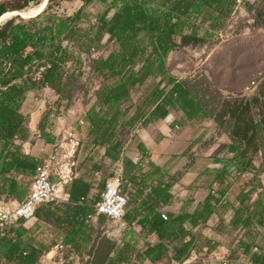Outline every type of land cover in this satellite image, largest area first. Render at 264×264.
<instances>
[{
  "label": "trees",
  "instance_id": "obj_1",
  "mask_svg": "<svg viewBox=\"0 0 264 264\" xmlns=\"http://www.w3.org/2000/svg\"><path fill=\"white\" fill-rule=\"evenodd\" d=\"M11 1L0 0V18L10 9ZM94 1L86 0L77 13L69 15L57 10L66 0H51L49 13L41 21L13 24L40 20L43 16L0 25V83L8 86L0 96V198L4 194L19 199L25 197L32 185L31 177L43 163L24 150L31 135V116L23 112L29 93L36 91L43 96L55 93L62 103L76 100L75 95L85 82V72L75 68L74 63L84 61L89 63L95 79L101 84L86 112L89 134L78 146L80 151L77 153H83L84 157L75 165L78 169L74 170L68 186L69 200L42 203L36 210V216L53 227L56 240L71 245L79 256L86 253L93 256L94 264H130L134 261L135 232L124 233L121 244L116 243L101 230L109 219L103 215L91 219L88 214L95 212V208L79 203L93 188L98 191L93 202L101 198L100 192L112 175L108 166L103 164L99 181L89 180L86 174L78 175L77 170L100 147L106 148L105 155L111 163L119 160L122 145H130L128 140L134 125L138 121L141 124L147 122L143 116L150 107H154L152 114L159 118L165 117L169 108L177 106L184 111L186 121L212 120L220 129L217 137L229 136L232 141L229 152L234 157L221 170L218 181L230 178L228 172L233 169L243 174L253 173L247 182L249 189H241L236 204L231 206L233 230L241 226L245 229V237L253 230L262 233L264 76L258 79L257 86L249 94L225 95L206 75L192 79L171 76L168 59L176 50L192 45L205 46L214 33L227 27L240 1L245 2L248 11H255L264 27V0L254 3L246 0H113V17L108 20L103 15L99 23L93 24L91 13L85 9ZM192 20L208 24L203 36L185 33ZM49 63L52 67L39 75L41 67ZM27 66H30L28 72ZM146 82L153 86L140 95L143 99L138 104L133 95ZM56 119L57 114L52 119L47 115L41 124L40 132L47 141L53 140ZM214 141L199 138L190 142L181 156L176 157L185 158V161L174 174L171 169L162 170L151 163L152 168L142 174L141 183L132 179L137 191L131 203L137 206L127 211L125 221L130 226L139 224L148 234L156 233L160 239L159 244L149 246L138 255L143 260L140 264L168 260L171 255L175 260H187L196 242L203 239L202 231L212 216H220V208L230 207L226 201L228 187L220 192L212 191L193 212L172 215L165 212L167 219L161 216L163 209L173 203L171 192L175 185L192 170L199 153ZM135 143L142 151L143 146ZM129 165L131 161L124 158L123 172L128 171ZM124 176L123 173L122 186ZM148 189L151 192L146 200L145 190ZM131 203L129 201V205ZM21 220L12 222L0 233V260L5 259L4 264H40L43 252L51 243L28 234L20 225ZM56 240L53 241L55 244ZM80 240L91 243V248L84 249ZM99 245L101 254L96 249ZM243 251L242 258L246 260V255L253 250L251 245H245ZM255 253L247 264H264V253Z\"/></svg>",
  "mask_w": 264,
  "mask_h": 264
},
{
  "label": "rangeland",
  "instance_id": "obj_2",
  "mask_svg": "<svg viewBox=\"0 0 264 264\" xmlns=\"http://www.w3.org/2000/svg\"><path fill=\"white\" fill-rule=\"evenodd\" d=\"M46 1L48 0H12L9 4L10 9L0 20V25L11 20L19 22L21 19L33 20L39 16H44L49 12L51 7L50 2V6L49 3H47V5L43 7ZM26 2L29 3L23 8L22 6ZM84 2L85 0H66V2L59 6L57 10L62 14H75ZM92 4L90 5L91 7L89 6L87 9L88 11L90 10L92 14L95 12V14H103L108 19L112 18L113 12L109 11L108 6L93 7ZM256 7L258 8V5H256ZM36 21L37 20L26 21L24 23H32ZM97 23H99V21L96 20V24ZM194 25L196 26V31L194 30ZM207 28L208 24L206 22H195L192 20L189 27L186 28L185 33L187 35L196 34L198 36H203L204 30ZM209 42L201 48L192 45L173 52L169 56V74L179 79H192L197 75H206L225 95L251 93L257 86L258 79L264 76V27L260 25V21L257 19L255 11H248L245 2L240 1L235 8L227 27L224 30L214 33ZM109 52L110 51L105 53V56H108ZM75 56L77 57L78 55ZM74 67L82 69L85 72V82L83 81L81 85L82 88L77 91L75 95L76 100L71 101L70 103L68 101L63 104L57 100L58 96L54 95L55 93L46 94V96L36 93L39 97V101L45 99L43 101L44 106L39 108L40 117L38 119L39 122L41 120L43 122V119H45L47 115L52 119L54 118V115L57 114V117H62L63 119H66L67 117L66 121L69 128L75 127L76 130L78 128L77 124L79 123L81 128H78V130L80 129L81 134H77V138H79L78 140L82 143L89 130V124H81L80 119L84 118L85 108L94 98L93 96L101 84L98 79H95V75L89 63L78 61L77 63H74ZM147 83L148 82L144 83L141 88L135 91L133 99L137 102L138 97L142 95L144 91L146 92L152 88L153 85ZM250 88L252 89L250 90ZM59 103H61V105H59ZM216 133L217 130L212 129L210 137L215 136ZM193 138L194 137L192 136L191 139L193 140ZM185 146L186 145H184V151ZM86 153H88V151H86ZM101 153H103V149L93 154L94 157L90 155L87 161V168H91L94 164L97 166L101 165L99 162H96L97 158H100ZM95 155H98L97 158ZM129 155L135 156L136 154L134 152H129ZM165 155L163 154L162 157ZM77 156L79 163V159H81L82 156L84 157V154H80L79 152ZM184 161V158L181 159L178 162V165L181 166ZM107 163H111L108 158ZM111 167L110 171L113 170V168L111 170ZM132 168L129 167L128 170L130 169L131 171ZM124 175L123 178L125 181L121 190L131 203L134 195H136L137 188L129 181L127 175ZM121 176H123L122 173ZM228 176L230 178L226 177V181H217L214 191L220 192V190L229 187L230 189L226 196V201L227 205L229 204L228 206L230 207L220 208V216H218L219 220H216L215 218V222L213 223L216 225L215 228L211 227L212 225H208L203 229L205 233L203 239L198 245L196 243V246H194L190 252L191 255L196 256H194L192 260L230 259L232 260V264H241L239 260H244L242 257L244 256L243 250L245 245H251V250H253L246 255L248 257L246 260H253L255 247L259 248L258 251H255V254L264 253L263 229L260 234H257L255 230H253L252 232H254V234L250 232L247 233V236L245 237V229L240 226L236 230H233L235 227L231 224L234 215L231 206L236 204L241 189H249L247 182L253 177V174H243L242 172L233 169L228 172ZM54 177H56V175L53 176V179L56 180L57 177ZM97 179L99 180L100 177H97ZM259 192L260 189H258V193ZM255 197L256 195L253 196V198ZM131 205L132 208L137 206L133 202ZM131 205L128 206V209ZM118 229H122V227L112 220H108V223L105 225V230L112 237L119 238L122 235L123 231H119ZM204 247H208L207 252L203 250ZM100 251H102V249H100ZM67 260L70 259L65 255H63V258H60L58 255L56 258H53V261L57 262V264H66Z\"/></svg>",
  "mask_w": 264,
  "mask_h": 264
},
{
  "label": "crops",
  "instance_id": "obj_3",
  "mask_svg": "<svg viewBox=\"0 0 264 264\" xmlns=\"http://www.w3.org/2000/svg\"><path fill=\"white\" fill-rule=\"evenodd\" d=\"M246 1L250 3H254L257 0H246ZM85 3L86 0L83 3V5H81L79 10L85 5ZM92 3L86 6L85 9L86 11H88L87 9L91 4L93 7L108 6L109 11L113 12L114 15V10L111 9L113 0H95ZM89 11L88 13L91 12ZM48 13H46L42 19L37 21L43 20ZM70 15H74V14H70ZM91 15H92L93 24H96V20L99 21L101 16H103V14L101 15L95 14V12L93 14L91 12ZM2 25H5V23ZM169 61L170 60L168 59V63ZM251 89L252 88H250V90ZM141 99L143 98L139 96L138 104L140 103ZM44 100L45 99H41V101H39V97L37 96L36 91H31L23 106V112L31 116V122H30L31 135H30V139L27 140L24 144V150L30 155L40 158L41 160H43V162L52 154V152H54L56 145L68 135L71 128H75V127L69 128L66 121L67 117L66 119H63L62 117H57L55 126L53 127L52 130L53 140L47 141V139L44 138V135L42 138H39V133H42L40 132L41 124L43 123L42 120L39 122L38 119L40 117L39 108L44 106L43 104ZM94 100L95 98H93L91 102L88 103L87 107L85 108V116L84 118H81L85 121V123H88L86 119V112L88 108L91 106V104L94 102ZM159 101L160 100H158V102ZM66 102L68 101H63V104H65ZM153 109L154 107H150V109H148V111L143 116V119L147 120L145 124H141V122L138 121L134 125L128 140L130 145L129 146H127V144L122 145L119 160L113 161V163H107V158L108 159L110 158L105 155L106 148L100 147L96 150L99 151L103 149V153H101L100 158H97L98 155L95 156L97 158L96 162H99L101 165L97 166L96 164H94L91 168H87V161H86L84 162V165H82L80 169L77 170V174L78 175L86 174V178H88L89 180L91 179L94 180L97 179V177H101L100 171L104 168L103 164H106L109 167V171L112 165L111 167V170L113 168V170L111 171L112 175L114 173H118L120 175L122 173L123 175L124 173L127 175L129 181L136 186L134 180L132 179H135L138 183H141L142 180L141 176L142 174H145L151 170L152 168L151 163H154L156 167H159L162 170L171 169L172 173L174 174L180 168L178 162L181 159H178L176 157H178V155L181 156V154L184 152V145H186L185 146V150H186L190 142H192L193 140L204 138L206 140L209 139L213 141L215 139L213 143H211L208 147L204 148L203 152L199 153V155L197 156V161L193 166L192 170L187 174H185L180 179V182L175 185V187L171 192L173 196V203L171 205L166 206L163 209L164 213L166 212L168 215L179 214L182 212H193L197 208V206L206 199L208 194H210L212 191L215 190L214 187L217 184L219 173L226 166V164L233 159L234 154L229 152V146L231 145L232 141L227 134H223L221 137H217L220 129L217 128L216 124L212 120H204L201 122L186 121L184 111L178 106L169 108V113L165 117H159V118L152 114ZM77 125L78 128H81L79 123ZM78 128L76 130L78 131L77 134L80 133V129L78 130ZM212 129L217 130V133L215 134V136L210 137ZM88 134H89V130L86 136H88ZM192 136L194 137L193 140L191 139ZM135 141L139 142L141 146H143L142 151L138 150ZM77 151H80V147ZM97 151L92 152L90 155L94 157L93 154L97 153ZM129 152H134L136 155L131 156L129 155ZM163 154L166 155L162 157ZM124 158L129 159L131 161V165H129V167L131 168L133 167L131 171L129 169L126 173L123 172ZM76 163L78 164L77 160ZM75 169H78V165L74 167V170ZM132 172L133 173L137 172V173L133 174ZM33 177H31V179ZM73 177L74 176H72V179ZM72 179L65 186L64 193L61 194L62 197L61 199H54L49 201H57V202L68 201L69 200L68 186L72 181ZM55 181H58V177ZM261 183L264 190V174L261 178ZM29 192L30 189L28 191V194ZM96 192L98 191L95 188H93L87 194L85 199L79 201V203L93 206L94 204L93 199H95V197L97 196ZM149 192H151V189H148L147 191L145 190L146 200L150 194ZM25 197L19 199L16 197H9L7 194H4L0 198V203L5 202L10 204V202H8L9 200L12 201L11 203H14V202L22 201ZM49 201H45L42 203H46ZM128 210H132V205ZM88 215L91 219H95V217L100 216L97 215L96 211L89 212ZM215 218L216 220H219L217 215H213L208 223V225H212L211 227L213 228H215L216 226L213 224L215 222ZM107 223L108 221H106V223L101 226V230L103 229L102 230L103 233L108 234V232L105 230V225ZM95 224L97 223L95 222ZM20 225H22L25 229H27L28 234L36 236L38 240L40 241L44 240L45 243H49V244L51 243L49 245V248L47 250L45 249V251L43 252V256L41 257L40 264H47V263L57 264V262L53 261V258L54 257L56 258L57 255L60 256V258H63V255L68 256L70 260H67L66 264H94L93 256H90L87 253L84 254V256H79L71 245H63L59 242L58 239L56 240V238H54L55 232L53 231V227L45 220L38 218L36 215L31 219H22ZM118 230L123 231L122 235L124 233L135 232V237L133 238V244L135 245L136 249L134 250L133 253L134 261H132L130 264L133 263L140 264L143 260H141L142 257L138 255L143 254L149 248V246L152 247L160 243V239L156 233L148 234L147 233L148 231L144 230L137 223H134V226H130V228H126V229L122 228ZM122 235L119 238H116L114 236L112 237L110 235L109 236L113 238L116 241V243L121 244ZM202 235L203 236L205 235L204 230L202 231ZM54 240H56V244L55 242H53ZM196 243L198 245L200 241L198 240ZM80 244L84 249L91 248V243L90 244L86 243L83 240H80ZM99 248L100 245L97 246L96 248L100 253L101 251ZM207 249L208 247L203 248L205 252H207ZM194 256L195 255H190V257H188L187 260H175L171 255V257L168 260H158L152 264H222L223 262V260H198V259L192 260L191 258H193ZM0 261H1L0 264H4L5 259H1ZM228 261H229L228 264H232V260H228ZM247 261L248 260H239L241 264H247Z\"/></svg>",
  "mask_w": 264,
  "mask_h": 264
},
{
  "label": "built area",
  "instance_id": "obj_4",
  "mask_svg": "<svg viewBox=\"0 0 264 264\" xmlns=\"http://www.w3.org/2000/svg\"><path fill=\"white\" fill-rule=\"evenodd\" d=\"M26 54L30 55V52L27 51ZM51 67L50 63L41 67L39 75ZM29 69L30 66H27L26 72ZM7 87L0 83V96ZM80 123L84 124L85 121L81 119ZM76 134V128H71L68 135L56 145L54 152L39 167L37 174L32 179L29 194L22 201L10 204L0 203V233L18 219L35 217L36 210L42 202L62 198L61 194L64 193L65 186L72 179L76 165L75 155L79 146ZM42 137L43 134L39 133V138ZM54 175L58 177V181L53 179ZM121 186L120 174L111 175L107 179L101 198L93 204V207L97 215L106 216L126 229L130 228V225L125 221L130 200L122 192ZM161 216L163 219L168 218L165 213H162ZM254 251H258V248H254ZM228 262L227 259H223L222 264H228Z\"/></svg>",
  "mask_w": 264,
  "mask_h": 264
},
{
  "label": "water",
  "instance_id": "obj_5",
  "mask_svg": "<svg viewBox=\"0 0 264 264\" xmlns=\"http://www.w3.org/2000/svg\"><path fill=\"white\" fill-rule=\"evenodd\" d=\"M50 2H51V0H50ZM49 6H50V3H49ZM49 6H48V8H49ZM6 13V12H5ZM24 22H21V23H13V24H23Z\"/></svg>",
  "mask_w": 264,
  "mask_h": 264
},
{
  "label": "bare ground",
  "instance_id": "obj_6",
  "mask_svg": "<svg viewBox=\"0 0 264 264\" xmlns=\"http://www.w3.org/2000/svg\"><path fill=\"white\" fill-rule=\"evenodd\" d=\"M49 2H50V0L46 1L45 5H43V7H45L47 5V3H49ZM0 20H1V18H0Z\"/></svg>",
  "mask_w": 264,
  "mask_h": 264
}]
</instances>
